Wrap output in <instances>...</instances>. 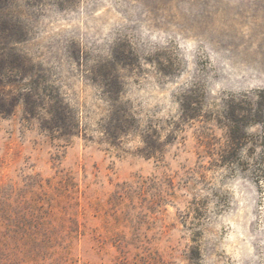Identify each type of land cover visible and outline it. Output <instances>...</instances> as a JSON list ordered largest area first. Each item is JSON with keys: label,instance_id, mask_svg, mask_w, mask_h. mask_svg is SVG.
Wrapping results in <instances>:
<instances>
[{"label": "rangeland", "instance_id": "374dc122", "mask_svg": "<svg viewBox=\"0 0 264 264\" xmlns=\"http://www.w3.org/2000/svg\"><path fill=\"white\" fill-rule=\"evenodd\" d=\"M256 103L264 0H0V264H264Z\"/></svg>", "mask_w": 264, "mask_h": 264}, {"label": "trees", "instance_id": "16d2710c", "mask_svg": "<svg viewBox=\"0 0 264 264\" xmlns=\"http://www.w3.org/2000/svg\"><path fill=\"white\" fill-rule=\"evenodd\" d=\"M28 96H30V98H33V97H31V94H28ZM30 98H28V99H30ZM28 99H27V101H28ZM36 102H37V100H34L33 102H27V105H28L27 111L30 114L33 112V109H34ZM255 105L256 106H254V108L246 110L247 114L244 117V119L247 120L248 123H250V124L259 123V122L264 121V105L261 103H256ZM259 105L262 107V112L258 109ZM242 111H244V110H242ZM188 117L192 118V116H188ZM120 127H121L120 122L115 120V123L113 125H111L109 131L111 133H113V135H114L115 131L116 132L119 130L121 131ZM144 144H145V152H146L147 157L157 158V155L161 154L160 146L155 141H153V138L151 136H147L145 138Z\"/></svg>", "mask_w": 264, "mask_h": 264}]
</instances>
